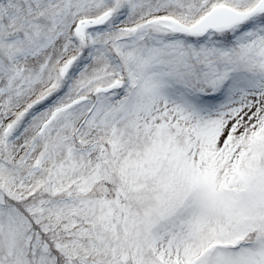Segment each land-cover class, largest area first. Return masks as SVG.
I'll use <instances>...</instances> for the list:
<instances>
[{
	"label": "snow or ice",
	"instance_id": "6c2138e0",
	"mask_svg": "<svg viewBox=\"0 0 264 264\" xmlns=\"http://www.w3.org/2000/svg\"><path fill=\"white\" fill-rule=\"evenodd\" d=\"M0 264H264V0H0Z\"/></svg>",
	"mask_w": 264,
	"mask_h": 264
}]
</instances>
